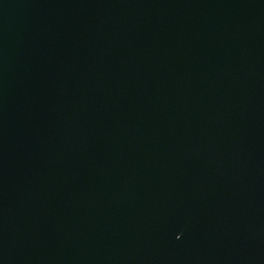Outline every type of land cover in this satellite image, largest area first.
<instances>
[{"label": "water", "instance_id": "water-1", "mask_svg": "<svg viewBox=\"0 0 264 264\" xmlns=\"http://www.w3.org/2000/svg\"><path fill=\"white\" fill-rule=\"evenodd\" d=\"M0 264H264V0H0Z\"/></svg>", "mask_w": 264, "mask_h": 264}]
</instances>
